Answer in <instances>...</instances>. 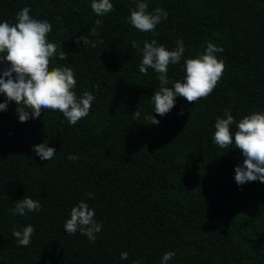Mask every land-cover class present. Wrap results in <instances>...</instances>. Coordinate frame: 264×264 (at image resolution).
I'll return each mask as SVG.
<instances>
[{
	"label": "trees",
	"instance_id": "16d2710c",
	"mask_svg": "<svg viewBox=\"0 0 264 264\" xmlns=\"http://www.w3.org/2000/svg\"><path fill=\"white\" fill-rule=\"evenodd\" d=\"M111 2L114 11L101 17L91 0H0V22L15 23L29 7L33 18L52 24L47 38L62 44L67 59H52L49 70L72 68L77 97L95 96L75 126L59 110L42 109L26 122L15 101L0 110V264H161L168 251L175 253L168 264H264V183L238 185L235 167L245 157L212 139L225 109L237 123L264 112V0H146L149 12H168L155 37L128 22L135 0ZM97 19L103 43L90 32ZM153 38L168 50L177 40L185 45L181 61L169 65L168 87L183 82L184 60L204 53L208 42L223 48L215 55L225 69L207 98L177 96L164 116L154 112L158 74L139 71L142 51L131 46L135 40L142 50ZM6 66L0 62V74ZM5 99L0 93V103ZM151 114L159 124L145 119ZM45 141L55 149L50 161L33 151ZM25 195L41 210L12 213ZM81 200L102 225L94 243L64 229ZM28 224L35 232L20 246L13 229Z\"/></svg>",
	"mask_w": 264,
	"mask_h": 264
},
{
	"label": "clouds",
	"instance_id": "9594fccd",
	"mask_svg": "<svg viewBox=\"0 0 264 264\" xmlns=\"http://www.w3.org/2000/svg\"><path fill=\"white\" fill-rule=\"evenodd\" d=\"M148 7L146 0H135V7L130 10L127 19L136 30L151 32L155 37L158 35L156 26L167 19L168 12L160 7L149 12ZM91 9L97 16L102 17L114 11V5L111 0H91ZM15 19V23H9L7 20L0 22V62L6 61L10 65L0 74V93L6 96L5 101L0 103V110L6 111L8 104L15 101L20 122L39 118L42 109L59 110L69 125L75 126L79 120L88 116L95 96L85 91L82 96L77 97L73 91L77 81L72 68L57 66L49 70L52 59H67L62 44L57 45L47 38V34L52 31L51 23L33 18L29 7L17 12ZM94 23L95 26L90 29L91 35L99 37V42L103 43L104 39L100 38L101 33L98 31L103 21L97 19ZM81 40L84 45L91 44L93 48L96 47V43L88 37H78L77 43ZM131 46L142 51L139 71L146 75L151 68L158 74L159 88L155 90L151 100L154 103V112L160 116H164L174 107L177 96L186 98L190 103L207 98L225 69L223 60L215 55L223 52V48L208 42L204 53L184 60L186 75L183 82L177 80L172 87H168V68L170 64H178L181 61L185 52L183 40H177L173 50L158 44L155 38L151 42L145 40L142 50L135 40L131 42ZM180 114H183V110ZM140 115L137 110L132 113V119L137 121ZM145 119L150 120L151 124H159L153 114ZM233 124H236L237 128L234 134L230 130ZM212 139L224 149H229L234 144L245 157L243 163L235 167L234 179L238 185L257 180L264 183V112L254 111L237 123L230 108L225 109L224 117L216 118ZM33 151L41 160L50 161L55 155V149L49 147L47 141L34 145ZM67 158L72 161L79 159L73 154H69ZM87 195L89 198L92 196L91 193ZM40 210V202L26 195L17 200L14 208L10 209L12 213L19 215ZM101 228L102 225L95 219V210L84 200L71 208L70 218L64 223L67 234L75 235L79 232L92 243L96 241V234ZM34 232L33 225L28 224L22 230L14 228L12 234L20 246L27 247ZM120 255L121 259H128L127 252H121ZM174 255L173 251L166 252L161 264H168Z\"/></svg>",
	"mask_w": 264,
	"mask_h": 264
}]
</instances>
